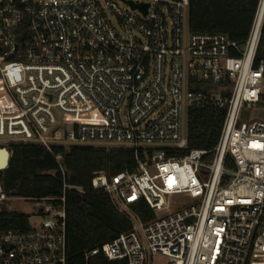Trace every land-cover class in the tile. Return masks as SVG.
I'll use <instances>...</instances> for the list:
<instances>
[{
	"label": "built area",
	"instance_id": "1",
	"mask_svg": "<svg viewBox=\"0 0 264 264\" xmlns=\"http://www.w3.org/2000/svg\"><path fill=\"white\" fill-rule=\"evenodd\" d=\"M187 11L188 0H0V141L41 146L62 179L61 196L13 198L33 211L0 231V264H67L65 193L84 191L66 184L59 149L93 144L133 154L132 171L90 182L131 230L85 264H264V120L248 113L264 108V0L241 44L189 33ZM206 108L224 111L217 143L188 151L183 121Z\"/></svg>",
	"mask_w": 264,
	"mask_h": 264
},
{
	"label": "trees",
	"instance_id": "2",
	"mask_svg": "<svg viewBox=\"0 0 264 264\" xmlns=\"http://www.w3.org/2000/svg\"><path fill=\"white\" fill-rule=\"evenodd\" d=\"M256 0H188L189 33H220L241 44L247 36ZM257 59H264V23ZM224 111L189 109L186 119L187 150H211L217 143ZM63 153L66 184L83 189L65 193L67 264H85L83 253L131 230V224L117 212L107 195L90 189L95 173L110 176L135 167L128 149L102 146H70ZM8 168L0 174V186L7 198L39 199L62 194V179L53 157L37 144H15L9 148ZM132 211L143 224L153 219L144 202ZM26 215L9 213L0 219V231L26 228ZM88 264H126L107 262L102 256Z\"/></svg>",
	"mask_w": 264,
	"mask_h": 264
},
{
	"label": "rangeland",
	"instance_id": "3",
	"mask_svg": "<svg viewBox=\"0 0 264 264\" xmlns=\"http://www.w3.org/2000/svg\"><path fill=\"white\" fill-rule=\"evenodd\" d=\"M100 1H104V0H100ZM134 1H138V0H134ZM120 7H124L122 3L118 4ZM2 98V96L0 95V99ZM3 99V98H2ZM1 107V105H0ZM249 116L252 120H264V108H255V109H251L249 110ZM183 125L184 128H186V121L184 119L183 121ZM7 142H3L0 141V148L3 147H7L6 146ZM88 146H110L107 144H93V145H88ZM2 172H0L1 174ZM0 210L1 211H5V212H13V213H18V214H23L26 216H31L33 208L30 206L29 202H22V201H18L15 200L13 198H8L7 201L0 203ZM30 224L32 226L37 224V220L36 219H31L30 220ZM154 264H166V259L159 257V256H155L154 259Z\"/></svg>",
	"mask_w": 264,
	"mask_h": 264
},
{
	"label": "water",
	"instance_id": "4",
	"mask_svg": "<svg viewBox=\"0 0 264 264\" xmlns=\"http://www.w3.org/2000/svg\"><path fill=\"white\" fill-rule=\"evenodd\" d=\"M132 9L134 6L130 3ZM143 13L146 12V6H137ZM13 142H8L7 147L0 148V172L5 171L8 168L9 160L11 157V153L9 152V148L13 146ZM1 191V186H0Z\"/></svg>",
	"mask_w": 264,
	"mask_h": 264
},
{
	"label": "bare ground",
	"instance_id": "5",
	"mask_svg": "<svg viewBox=\"0 0 264 264\" xmlns=\"http://www.w3.org/2000/svg\"><path fill=\"white\" fill-rule=\"evenodd\" d=\"M0 95L2 96L1 90H0ZM2 98H3V96H2ZM2 98L0 99V105H1V107L3 106V103H4Z\"/></svg>",
	"mask_w": 264,
	"mask_h": 264
}]
</instances>
